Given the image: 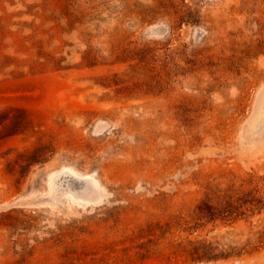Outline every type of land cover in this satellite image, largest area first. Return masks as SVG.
<instances>
[{
    "label": "rangeland",
    "instance_id": "1",
    "mask_svg": "<svg viewBox=\"0 0 264 264\" xmlns=\"http://www.w3.org/2000/svg\"><path fill=\"white\" fill-rule=\"evenodd\" d=\"M0 264H264V0H0Z\"/></svg>",
    "mask_w": 264,
    "mask_h": 264
}]
</instances>
